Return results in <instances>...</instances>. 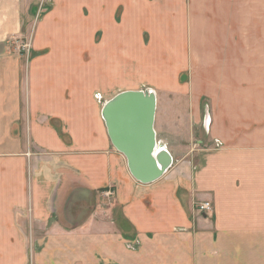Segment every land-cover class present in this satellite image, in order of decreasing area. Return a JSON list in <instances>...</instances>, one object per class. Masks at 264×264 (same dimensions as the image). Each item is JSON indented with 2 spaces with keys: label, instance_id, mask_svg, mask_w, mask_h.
<instances>
[{
  "label": "crops",
  "instance_id": "obj_1",
  "mask_svg": "<svg viewBox=\"0 0 264 264\" xmlns=\"http://www.w3.org/2000/svg\"><path fill=\"white\" fill-rule=\"evenodd\" d=\"M182 1L189 9L181 19L172 10L181 0H45L43 8L41 0H0V264H264V54L254 20L256 78L248 85L259 96L247 102L245 73L253 64L244 60L239 0L217 1L220 20L210 29L227 66L213 86L220 94L208 100L214 107L221 97L225 130L216 131L201 94L166 99L157 107L158 141L174 161L160 179L143 183L102 117L116 94L145 88L147 73L159 94L178 90L177 73L195 68L206 41L199 23L204 34V11L215 8ZM254 4L259 19L264 0ZM32 17L42 21L33 50L11 51L8 37ZM169 66H178L176 75ZM234 95L240 99L230 119ZM182 104L193 129L204 126L207 108L212 119L208 144L201 139L192 158L176 157L167 135L178 133ZM205 201L211 211L199 209Z\"/></svg>",
  "mask_w": 264,
  "mask_h": 264
},
{
  "label": "rangeland",
  "instance_id": "obj_2",
  "mask_svg": "<svg viewBox=\"0 0 264 264\" xmlns=\"http://www.w3.org/2000/svg\"><path fill=\"white\" fill-rule=\"evenodd\" d=\"M198 3L201 0H196ZM217 1L221 2V0H203V2L208 3V8L210 9L212 6L213 8H215V11H204V16L202 17V19L206 20L208 22V24H206V28L203 34V30H201V24H200V34L199 35H204L206 41L205 42H200L198 44V48H201V50L203 51H199L198 52V56H197V64L195 66V68L192 67V71L188 72V69L185 72H182L180 74L177 73V76H175V80L178 84V90L175 91H170V92H159V94H157V98H158V105L161 109H163L164 106H166V99H170V100H177L180 101L182 99H191L194 96L199 97V95L201 94L204 97V101H203V105L204 104H209L210 106V112H211V116L213 118H215L217 120V123L220 124V128L219 130L216 129L217 132H221L222 130H225V126L223 123H221L220 120V116H223V110L221 108V97L218 98V104L216 106L213 107V105L211 104V102L208 100V98L212 96V94H220V90L217 91V89L219 87L213 88L214 84L217 86H219L220 82H221V76H220V72L222 71V68L227 66V63H223V61L226 60V58L221 59L219 56V51H220V43H216L213 41V29H215L214 27L211 29L212 26L217 25L216 22L219 21L220 19L216 16V3ZM241 1V2H240ZM42 2V0H41ZM176 2V1H174ZM173 2V3H174ZM227 4L233 2L232 0H226ZM239 5H243L244 8V12H245V63H246V67H250V65L253 64V66H251L249 70H246L245 73V80H246V88H245V92L243 93L244 95V99L249 102L251 101L254 96L256 95V91H254V87H252V85H248L251 84L253 77L256 78V76H254L252 74L253 72V67L256 66V62H257V58L253 55V54H257V49H258V45L256 44V50L254 52V37L252 34V29H253V25H254V20H256V28H257V36L262 39L261 43H260V51L261 54H264V11L260 12L262 13L261 16H259L258 19V12L260 10H258L256 8V4H254V0H239L238 1ZM214 4V5H213ZM229 8V6H228ZM189 8L185 9V4L183 3V1L181 0V6L180 9L175 7L172 8L173 11H179L180 12H176V18H184V16H186L187 10ZM234 10H236V6L234 5V8H232ZM183 11L185 12V15L182 16ZM226 11V10H225ZM225 11H223V13H225ZM229 11V10H228ZM43 13V11L39 12V14ZM40 16V15H39ZM38 17V16H37ZM34 18L32 17L31 19H28L29 23H26V29H24V31L22 33H18V34H14V35H10L8 37L7 40V45L9 46L11 51H16V52H24V53H30L29 49L33 50V42H34V38H35V30H36V26L38 28V25L40 23H42V21L40 20L38 22L39 18ZM41 17V16H40ZM189 18L186 19L185 23H188ZM260 24V26H258ZM181 29L184 28V23H182L179 26ZM259 31V32H258ZM198 36V35H197ZM176 37V36H175ZM180 45V44H179ZM205 48L208 50L207 52L205 51ZM213 48V49H212ZM169 60V59H166ZM148 61H149V57H148ZM180 64L182 67H184L188 61L185 58H180L179 59ZM261 61H264V58H261ZM172 62V61H171ZM133 65L136 64V62H132ZM174 63H178L177 58L174 59ZM176 69H178V66H174ZM174 67L172 68V66H169V72L173 75H176L175 73V69ZM185 69V67H184ZM200 71V73H199ZM263 76V75H262ZM189 77V78H188ZM258 77V76H257ZM218 78V79H217ZM263 78V77H262ZM145 80H147V85L149 87H147V85L145 86V84L143 85V89H156V79L155 76L153 75V73H147V77H145ZM185 82L186 85H179V83L181 82ZM153 82V83H151ZM197 85L198 88L197 90H195V88H192V86ZM185 86H189L190 91H182ZM262 89L264 88V85L261 84ZM180 88V90H179ZM263 92V91H261ZM29 94V92H28ZM216 96V95H215ZM257 97L259 96V94L256 95ZM232 98L234 99L232 102H230V104H234L232 106H230L229 108L227 107V110L229 111V118L231 119L230 115L231 114H236V101L237 99H240V96H232ZM177 106V105H176ZM170 111H172V107H170ZM187 111L186 108L183 107V104L181 105V107H177L176 108V114H177V129H178V133L177 135H173L172 132H170L168 135L169 138H172V143L174 142L175 146H177L179 148L176 149L177 155L176 157H183L186 156V158H189V156L192 158V156H195V152L199 151L200 145H203L205 142L206 144H208V141L206 140V133H205V128L203 126V124H197L194 127V129L192 128L191 125V121L189 120V118L187 117V114L184 112ZM252 107H250V113H252ZM261 114V119L264 116V107H261L260 111ZM257 110H255V113H258ZM244 114L245 115H249L247 113L246 110H244ZM255 115V114H253ZM235 120V117H234ZM253 120V118H252ZM156 123H157V117H156ZM155 123V128H156V132H157V125ZM230 123H232L230 121ZM242 124V123H240ZM247 124V122L245 123ZM248 125V124H247ZM262 126V125H261ZM182 127V130H180V128ZM264 127H261V129H263ZM183 132V137L180 138L181 133ZM212 132V127H211V131ZM213 134V133H212ZM176 136L178 138H176ZM157 139L159 141H161V132L158 134L157 132ZM201 139L204 140V143L201 144V142H199ZM206 140V141H205ZM214 142V141H213ZM173 144V145H174ZM215 148L216 145L215 143H213ZM166 145V144H165ZM169 146V145H168ZM170 149H174V146H169ZM111 191H108L106 193V195L111 196ZM203 197V195H202ZM201 200V199H200ZM203 203V202H202ZM199 209L203 212H206L204 210H202V207L199 205L198 206Z\"/></svg>",
  "mask_w": 264,
  "mask_h": 264
},
{
  "label": "water",
  "instance_id": "obj_3",
  "mask_svg": "<svg viewBox=\"0 0 264 264\" xmlns=\"http://www.w3.org/2000/svg\"><path fill=\"white\" fill-rule=\"evenodd\" d=\"M157 107L155 90L139 89L119 92L102 109L112 143L126 156L131 174L143 183L160 179L174 161L172 153L157 139ZM211 121L207 108L206 133L210 131Z\"/></svg>",
  "mask_w": 264,
  "mask_h": 264
},
{
  "label": "built area",
  "instance_id": "obj_4",
  "mask_svg": "<svg viewBox=\"0 0 264 264\" xmlns=\"http://www.w3.org/2000/svg\"><path fill=\"white\" fill-rule=\"evenodd\" d=\"M44 2H45V0H42V4H41L40 8H43V6L45 4ZM29 51H31V49H29ZM96 98H101V95L96 94ZM217 143H218V141H217ZM200 206L202 207V210H204L206 212L211 211L213 209V206H212L211 202H209V201H205V202L201 203ZM31 264H33V263H31Z\"/></svg>",
  "mask_w": 264,
  "mask_h": 264
},
{
  "label": "bare ground",
  "instance_id": "obj_5",
  "mask_svg": "<svg viewBox=\"0 0 264 264\" xmlns=\"http://www.w3.org/2000/svg\"><path fill=\"white\" fill-rule=\"evenodd\" d=\"M163 144V143H162ZM164 147L166 148V150H168L167 146L165 144H163ZM157 148H160L159 146H157Z\"/></svg>",
  "mask_w": 264,
  "mask_h": 264
}]
</instances>
